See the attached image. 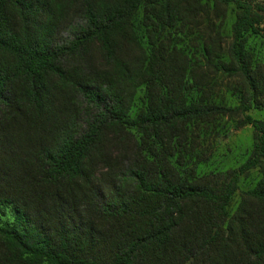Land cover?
I'll return each instance as SVG.
<instances>
[{
  "label": "trees",
  "instance_id": "1",
  "mask_svg": "<svg viewBox=\"0 0 264 264\" xmlns=\"http://www.w3.org/2000/svg\"><path fill=\"white\" fill-rule=\"evenodd\" d=\"M262 111L264 0H0V264H264Z\"/></svg>",
  "mask_w": 264,
  "mask_h": 264
},
{
  "label": "rangeland",
  "instance_id": "2",
  "mask_svg": "<svg viewBox=\"0 0 264 264\" xmlns=\"http://www.w3.org/2000/svg\"><path fill=\"white\" fill-rule=\"evenodd\" d=\"M67 36L66 32H63L60 37L65 38ZM222 80L218 79V86L217 89L225 90V86L221 84ZM224 97L225 94L222 93ZM256 115V114H255ZM257 117L264 118V111L260 114H257ZM252 129L250 126H245L241 129H238L233 132L228 138L222 137L223 139L210 142L209 140H201L199 146H197L196 150H206V153L211 155L210 162L206 164L203 169H211L213 167H219V169L228 168L231 166L236 165L237 163L241 162L245 157L246 151L249 149L251 144L252 138ZM112 150L110 154L113 157H116L115 162L122 166L119 160L123 156H129L130 150L129 146H121V145H114L111 147ZM129 162V158L124 159V164Z\"/></svg>",
  "mask_w": 264,
  "mask_h": 264
}]
</instances>
